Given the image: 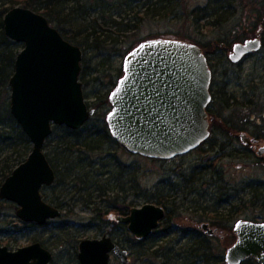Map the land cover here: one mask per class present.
Returning a JSON list of instances; mask_svg holds the SVG:
<instances>
[{
	"label": "rangeland",
	"instance_id": "rangeland-1",
	"mask_svg": "<svg viewBox=\"0 0 264 264\" xmlns=\"http://www.w3.org/2000/svg\"><path fill=\"white\" fill-rule=\"evenodd\" d=\"M155 1L132 0L127 3L125 0H116V5L111 3L110 7L109 4L97 8L93 5L85 7V10L90 12L88 23L92 21L91 24L100 29H111L113 36L117 35L118 30L121 33L117 42L107 40L100 44L102 48L78 45L83 52L80 81L83 84L86 103L90 108L96 109L97 113L81 129L79 136L71 138H81L82 144L86 142V144L95 145L96 149L80 155L75 153L70 160L73 163L85 165L86 169L93 174L94 180L90 184L92 188L89 192L79 194V186L69 181L56 182L50 187L44 186L41 189L43 199L62 211L59 218L50 219L44 225L24 222L16 215L18 209L16 203L0 200V246L17 250L39 242L54 254L51 264H79L78 246L81 240L100 239L104 235H110L136 257L139 248L134 247L133 243L126 238L124 230L119 228L114 231L112 225L102 221L101 213L104 214L107 211L109 202H112L117 194L126 196V202L131 203V207H140L146 203L155 204L159 195L165 196V206L172 212L169 225L171 228L168 232H158L156 241L166 252L164 261L168 264H226V251L236 241L233 232L235 223L240 219L264 221V209L261 210V205L264 204V171L263 164L258 161L256 155L223 157L220 164L224 166L235 164L237 168L233 169L234 172L223 171L225 180L216 184L218 190L212 188L214 186L208 187L211 191L208 192L207 203H205L206 196L203 189L207 186H203L199 181L195 187H192L193 182L190 179L192 174L201 176L200 170L207 164L202 152L183 154L169 160L149 159L130 153L113 138L110 132L106 120L107 114L112 110L109 96L124 75L123 64L127 53L136 44L160 37H176L204 43L213 42L216 39L215 30L202 29L201 23L197 26L199 21L196 22V17L200 16V10L208 5L209 0H172V5L166 10L169 11L167 15L147 17L149 15H145L144 7ZM255 1L235 0L237 9L234 15H229L230 18L223 23L224 31H235L236 35L242 39L235 42L237 44L255 38L257 34L264 38V27H258L254 21V18L260 17V14L256 12V5H253ZM108 9L110 12H105ZM47 19L52 27L63 34L64 31L57 23L50 21L49 17ZM121 22L123 23L120 24ZM116 23L120 24L121 28L118 29ZM237 25L238 27H235ZM67 30H69L68 26ZM103 39L105 36H102L101 41ZM226 43L229 46L228 50H231L234 42ZM17 44L18 52H20L24 45ZM258 57L264 58V48L259 52ZM219 64V67H216L219 70L215 75L216 81L221 84L231 78L232 89L239 91L236 88L240 84L238 73L235 77L233 74L236 69L224 63L223 58ZM249 70L248 66L242 82L246 81ZM258 73L263 74L259 70ZM235 109L236 113L243 110L239 106ZM255 110L259 111V108ZM61 132L65 133L63 130L58 131L57 134L53 133L44 146L47 157L55 158L58 163L59 156L62 155L56 157L55 148L61 138ZM83 148L80 146V149ZM7 152L0 149V166ZM66 159L68 156L64 154V160ZM250 185H254L255 189L249 188ZM98 186H102L101 190H111L106 192V196H101L96 190ZM193 188L196 190L193 197H185V191L190 189L194 192ZM224 188L226 189L222 194ZM122 189L125 190V194L121 192ZM176 192H178L177 196ZM255 194L258 197L256 203H253ZM205 205L211 210L206 215V219L202 220L200 217L202 212H197L195 208L200 209ZM212 210H218L224 214L216 215L218 216L216 218L214 215L211 216ZM208 219L212 227L218 229L213 237L207 236L206 232L195 225L208 222ZM188 228L200 232H184ZM205 238L210 240L208 242L211 247L209 260L202 257L204 256L202 253L191 254L197 250L196 244ZM158 261L159 258L154 264L162 263ZM114 263L121 264L118 259H114ZM132 264L141 263L135 259Z\"/></svg>",
	"mask_w": 264,
	"mask_h": 264
},
{
	"label": "water",
	"instance_id": "water-1",
	"mask_svg": "<svg viewBox=\"0 0 264 264\" xmlns=\"http://www.w3.org/2000/svg\"><path fill=\"white\" fill-rule=\"evenodd\" d=\"M3 24L5 35L24 45L9 82L10 110L29 138L32 151L0 187V200L16 203V215L24 222L44 225L62 214L41 194L44 186L56 181L45 143L54 127L81 130L97 111L86 103L79 46L64 39L44 15L29 8L8 10ZM259 47L258 39L235 45L234 60ZM123 71L110 93L112 110L106 120L113 138L130 153L169 160L196 149L208 137L211 73L199 47L178 40H145L126 55ZM165 217V207L146 203L132 207L127 216L109 213L105 219L126 225L129 233L142 241L159 229ZM202 228L208 230L207 235L216 233L207 224ZM233 232L236 241L226 251V264H243L250 258L264 264V222L240 219ZM112 256L129 264V251L111 236L84 239L79 244L80 264H113ZM52 258L38 242L16 251L0 246V264H49Z\"/></svg>",
	"mask_w": 264,
	"mask_h": 264
},
{
	"label": "trees",
	"instance_id": "trees-1",
	"mask_svg": "<svg viewBox=\"0 0 264 264\" xmlns=\"http://www.w3.org/2000/svg\"><path fill=\"white\" fill-rule=\"evenodd\" d=\"M132 0H125V2H129ZM172 0H156L154 3L147 4L144 7L145 15L151 16H165L169 13L166 11L171 5ZM254 1V0H251ZM116 0H1L0 4V149L2 151H8L6 158L2 161L0 166V185L2 186L3 182L6 180L8 176H10L13 170L23 163L30 153L31 142L27 135L22 130L21 126L16 122L13 115L11 114L10 106H11V88L9 85L10 79L15 71V60L18 55L19 45L15 43L13 40L8 38L4 32V24L3 17L8 12V10L21 6L25 8H29L39 14L44 15L46 18L49 17L50 21L55 22L59 25V27L64 31L63 36L64 39L71 42L75 45H86L92 46L95 48H102L101 43L105 41L117 42L121 36V33L118 30L116 36H113V32L111 29H100L95 25H92L91 22L88 23V18L90 17V12L85 10V7L88 5H93L94 8H97L101 5L111 3L115 4ZM257 11L260 14V17L254 18L256 25L260 24L264 27V0H256L255 4ZM110 9V8H109ZM106 10L105 12H110V10ZM237 9V5L235 0H209L208 3V11L210 15H213L217 18L219 15L220 20L226 21L229 19V15H234L235 10ZM205 9L200 10L199 15L202 17L201 13L204 12ZM198 16V14L196 15ZM200 16L197 18L200 19ZM125 19V18H124ZM121 21H123L121 19ZM121 22L120 24H122ZM120 24L117 25L118 29L121 28ZM67 26L69 30H67ZM102 36H105V39H102ZM82 75H80V80ZM11 129V130H10ZM13 130V131H12ZM63 130L61 132V138H59V143L56 145L55 155L56 157L59 155L60 160L56 162L55 158L48 157V160L52 167L56 172V182H72L75 183L76 186H79L78 192H89L92 188V181L94 180V176L91 172L86 169V166L83 164L73 163L70 159L74 157L75 153H87L89 150L96 149L95 145H90L81 143V138H71L77 137L81 134L82 130H70L66 127L56 126L53 129V133L57 134L58 131ZM88 139V138H87ZM90 141V139H88ZM84 147L83 149H80ZM64 154L68 156V159L64 160ZM54 183V184H55ZM102 186H98L96 190L99 191L101 196H106V192L111 189L101 190ZM123 194H125V190H121ZM91 194V193H90ZM125 198V200H124ZM126 196H120L119 194L113 197V201L109 202L107 211L101 213L102 221L105 223V215L114 211L120 215H127L129 213V209L131 207V203L126 202ZM122 199V201L120 200ZM165 196L159 195L156 198L155 204L160 206H165ZM100 212V211H99ZM172 212H169L164 219V227L168 230L169 225L171 223ZM116 229L122 228L125 232L126 238L129 239L133 246L139 248L136 257L130 254L129 264H132L135 259L140 261L141 259V251H140V242L136 240L133 236L130 235L126 226L118 225L116 223H109ZM161 230H156L155 232H168ZM112 233V230L110 231ZM209 238L201 239L199 245H197V250L193 251L191 254L199 255L202 253L203 257L206 260H209V256L211 252L210 244L208 243ZM165 254L164 249L161 247L159 250H153L152 246L146 248L145 258L147 260V264H154V260L159 258V263L168 264L165 262ZM218 262L219 259H218ZM221 263V262H220ZM243 264H258L256 260L250 258L246 260Z\"/></svg>",
	"mask_w": 264,
	"mask_h": 264
},
{
	"label": "flooded vegetation",
	"instance_id": "flooded-vegetation-1",
	"mask_svg": "<svg viewBox=\"0 0 264 264\" xmlns=\"http://www.w3.org/2000/svg\"><path fill=\"white\" fill-rule=\"evenodd\" d=\"M203 9H205V11L201 13L202 17L200 16V19L196 17V22L199 21L197 22V26H200V23H201L202 29L215 30L217 36L213 42L204 43V42L192 41L189 39H186V40L180 39V38L177 39L176 37H163V38L160 37V38L184 41V42H188V43L194 44L197 47H199L202 50V53L207 61L208 68L211 73L210 85L208 89L210 100L206 106L209 134H208V137L196 149L190 151L189 153H186V155H190L196 152H202V156L205 157L204 161L207 164L203 165V168L200 170L201 176L199 175L195 176V174H192L190 176V179L193 182L192 187H195L199 181L201 182V184H203V186H207V188L203 189L205 192V196H206L205 203H207V195H208V192L211 191L208 189V187L214 186L212 188H215L216 190H218V186L216 184L219 183L220 181L225 180L223 171L227 173L231 171L234 172L233 169L237 168L235 164H233L232 166H224L223 164H220L223 161V157L229 156L230 158H235V157H250L252 155H256L258 161L263 164L262 168L264 171V58L258 57L259 52L262 50V48H264V38L259 34H257L255 38H251V39L259 40L260 42L259 49L250 54H246L237 60H234V57H233L234 47L235 45H237V43L235 42L241 41L242 39H240L236 35L235 31L233 32L224 31L223 29L224 21L219 19L221 15H219L217 18H215L213 15H210L208 11V5L205 6ZM238 22L240 21L238 20ZM238 25L235 27H238ZM258 27L262 28L260 24H258ZM153 39H156V38H153ZM226 42H228L229 44L231 42H234L231 50H228L229 46L227 45ZM242 43H245V42H242ZM222 58L224 59V63H228L229 65H231L232 69L234 70L236 69L233 72V74L235 77L236 73H238V79L240 81V84H238L236 88L239 89V91L232 89L233 82L231 78L227 79L226 82H223L221 84H219L216 81L215 75H217L219 72V70H217L216 67H219L220 65L219 62ZM248 66L250 67V70H249L250 72L246 74V81L242 82L243 78L245 79L244 72L246 71ZM258 70L262 71L263 74L258 73ZM226 77L228 78L229 76H226ZM236 106H239L240 109H243L242 112L236 113V109H235ZM255 108H259V111H256ZM251 187L255 189L254 185H250L249 188ZM225 189L226 188L223 189L222 194L225 192L224 191ZM195 191H196L195 189H194V192L190 189H187V191H185L184 196L193 197V193H195ZM176 194H178V192H176L175 195ZM257 197L258 195L253 196V203H256ZM163 207H165L166 209V216H167V214L171 211L169 210L167 206H163ZM131 208L132 207H130V209ZM130 209H129V212H130ZM262 209H264V204L261 205V210ZM195 210L197 212L201 211L202 214L200 217L202 220H205L206 215H208V212L211 209H209V207L205 205V206L200 207V209L196 207ZM216 211L218 210H215V211L212 210V212L210 211L211 213H213L211 216L213 215L221 216L224 214L223 212H219V211H218L219 213L218 212L216 213ZM109 213H117V212L110 211L107 214ZM175 214L176 213L174 212V215ZM216 218H218V216H216ZM106 222L116 223V222H112L108 220H106ZM261 222H264V221H261ZM204 224H207L208 227L211 228L214 232H218V229L216 227L215 228L212 227V223L209 222V219H208V222H201V224L196 223L195 225L198 227V229L202 230L203 232H207L208 230H205L202 228V225ZM118 225H121V224H118ZM170 228L171 227L169 226L167 230L164 227V220H162L160 222V227L157 230L164 231L166 229V231H169ZM185 230L186 231L184 232H200L196 229H191V228H188ZM157 233L158 232H154L152 236H150L149 238L139 241L140 251L142 252L141 259H140L141 264H147V260L145 258L146 256L145 251L147 247L152 246L153 250L155 251L159 250L162 247L156 241ZM215 234L211 236L207 234L206 235L209 237H213L215 236ZM114 241L118 243L121 247H123V245H121L116 239H114ZM34 243H37V242H34ZM34 243H31V244H34ZM196 245H199V243ZM11 251H16V250H11ZM78 255H79V252H78ZM52 256L53 258L49 264L53 262V259L55 257L53 253H52ZM114 259H117V258L112 256L113 264H115ZM78 260H79V257H78ZM155 261L156 260H154V262ZM79 264H80V261H79Z\"/></svg>",
	"mask_w": 264,
	"mask_h": 264
},
{
	"label": "snow or ice",
	"instance_id": "snow-or-ice-1",
	"mask_svg": "<svg viewBox=\"0 0 264 264\" xmlns=\"http://www.w3.org/2000/svg\"><path fill=\"white\" fill-rule=\"evenodd\" d=\"M143 47V46H142ZM237 47H239V46H237ZM120 92V89L118 88L117 90H116V93H119ZM116 93H113V95L115 96L116 95ZM111 118V117H110Z\"/></svg>",
	"mask_w": 264,
	"mask_h": 264
}]
</instances>
